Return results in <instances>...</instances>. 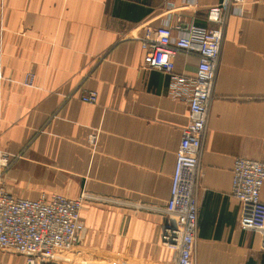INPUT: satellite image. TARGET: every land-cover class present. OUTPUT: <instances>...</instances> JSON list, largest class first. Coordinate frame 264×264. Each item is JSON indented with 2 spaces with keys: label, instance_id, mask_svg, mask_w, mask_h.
<instances>
[{
  "label": "crops",
  "instance_id": "0c3cea01",
  "mask_svg": "<svg viewBox=\"0 0 264 264\" xmlns=\"http://www.w3.org/2000/svg\"><path fill=\"white\" fill-rule=\"evenodd\" d=\"M220 2L0 0V149L11 159L0 190L93 199L62 264H171L163 208L188 106L169 97L164 74L141 69V43L167 24L173 36L211 27L207 10ZM174 63L192 76L198 58L179 53ZM89 92L95 104L81 101ZM202 147L194 263L264 264L231 195L235 158L264 163V0H246L244 15L226 20ZM9 257L0 252V264Z\"/></svg>",
  "mask_w": 264,
  "mask_h": 264
},
{
  "label": "built area",
  "instance_id": "2783aa9c",
  "mask_svg": "<svg viewBox=\"0 0 264 264\" xmlns=\"http://www.w3.org/2000/svg\"><path fill=\"white\" fill-rule=\"evenodd\" d=\"M246 0H221L207 10L211 27L190 24L183 33L172 35L170 25L159 26L152 38L142 41L141 69L158 71L168 78V95L188 106L189 123L182 130L169 198L163 213L173 222L161 236L162 244L173 252L171 264H195L197 236V203L195 191L201 177L200 159L206 133L208 109L215 86L224 28L229 16L244 15ZM195 54L198 63L194 75L175 72L177 54ZM1 78V68H0ZM33 75L25 77L31 86ZM81 101L95 104L97 95L85 93ZM93 140V137L91 138ZM10 155L0 149V168L7 169ZM264 186V163L235 158L232 169L231 195L239 202V225L256 232L264 250V202L260 192ZM88 200L86 193L75 199L53 195L30 201L12 197L0 190V252L21 256L23 264H62L77 248L85 230L81 210Z\"/></svg>",
  "mask_w": 264,
  "mask_h": 264
},
{
  "label": "rangeland",
  "instance_id": "374dc122",
  "mask_svg": "<svg viewBox=\"0 0 264 264\" xmlns=\"http://www.w3.org/2000/svg\"><path fill=\"white\" fill-rule=\"evenodd\" d=\"M9 257V260L11 261L12 264H14L13 262H16V260L21 261V263L23 264V259L21 256L13 254V253H9V252H1Z\"/></svg>",
  "mask_w": 264,
  "mask_h": 264
}]
</instances>
